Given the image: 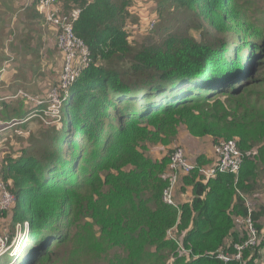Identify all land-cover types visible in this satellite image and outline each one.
Instances as JSON below:
<instances>
[{
  "label": "trees",
  "instance_id": "16d2710c",
  "mask_svg": "<svg viewBox=\"0 0 264 264\" xmlns=\"http://www.w3.org/2000/svg\"><path fill=\"white\" fill-rule=\"evenodd\" d=\"M70 1L67 9L80 8L73 30L91 61L61 91L60 127L43 122L45 128L35 135L20 124L26 142L1 161V180L15 197L12 224L29 226L17 264L56 261L66 237L59 220L71 199L73 219L89 217L99 226L93 244L98 252L122 248V255L114 254L120 264H165L171 257L173 264H256L248 247L240 260L224 262L218 253H235L233 245L242 239L234 231V216L250 217L260 228V213L248 209L243 194L256 178L257 159L264 162V144L258 154L243 152L237 175L204 178L197 169L183 175L193 198L176 206L162 200L169 157L152 160L142 151L144 141L161 140L160 133L174 132L181 123L214 143L236 135L242 150L264 137V121L254 109L242 115L238 109L245 104L219 99L243 98L260 82L254 73L264 43L244 31L235 52L226 38L220 43L206 38L208 25L228 32L243 24L246 1L229 0L230 15L225 0H156L161 15L166 3L178 11L159 32L161 43L134 53L123 25L125 0ZM173 20L178 21L174 30ZM193 29L202 31L200 40L188 36ZM130 53L127 65L119 66ZM6 107L2 120L27 119L26 111L7 114ZM195 162L209 163L201 155ZM171 228L178 239L167 237Z\"/></svg>",
  "mask_w": 264,
  "mask_h": 264
},
{
  "label": "rangeland",
  "instance_id": "374dc122",
  "mask_svg": "<svg viewBox=\"0 0 264 264\" xmlns=\"http://www.w3.org/2000/svg\"><path fill=\"white\" fill-rule=\"evenodd\" d=\"M128 4L125 6V13H124V30L127 34V40L133 45L132 53L140 48L147 46L149 44H158L162 41V36L160 35V31L163 26L169 24L168 19L169 17L178 11L177 9L168 8L167 3L162 4L161 9H163V14L161 15L160 12H156L159 9V6L156 3V0H125ZM239 3H243L246 1L248 6V13L243 14L242 18L244 19V23L240 24L237 29H227L228 32L219 31L213 25H208L207 29L209 30L208 39H214L216 43H220L221 40L225 38L229 43H231L235 49L243 43L239 40L241 37V32L246 33L252 37V39L257 36L258 39L256 41H262L264 43V0H237ZM64 9L67 10L65 7L66 4L72 5L70 0H60ZM224 5L227 9L226 13H229V0L224 1ZM74 7V5H73ZM76 7V6H75ZM21 6L19 4H15L13 0H0V50L3 52H7L12 45H20L25 46L24 51L28 52H35L36 43H28L31 39L32 34H35L37 31H43L46 29L44 22L42 23L41 16L37 17V15H33L31 11H23L21 10ZM36 8V5H35ZM37 10V8H36ZM178 14V13H177ZM26 15V16H24ZM175 15V14H174ZM231 15V14H230ZM40 18V19H39ZM27 19V20H26ZM38 19V20H37ZM172 30L178 26V21L173 20L171 22ZM234 27V25H233ZM21 30V31H19ZM27 32L26 34H24ZM14 39H13V34ZM30 34V37H28ZM27 35V36H26ZM188 36L195 38L197 40L201 39L202 31L190 30L188 31ZM17 40V41H16ZM220 40V41H219ZM26 43H22V42ZM47 43H40L38 46V51L42 48V51L45 53L44 46ZM42 52V56H44ZM124 57L123 60L119 61V66L127 65V61L129 60L130 55ZM23 56V55H22ZM20 56L18 60L21 59ZM261 59H263L259 64L255 66V76H257L258 80L260 81L256 85H253V89L251 88L250 93H246L244 97H235L232 99H227L225 96L219 97L220 101L225 104H233L235 101H238L244 107H240L238 109L239 113L242 115L245 113V109L248 112H251V109H254L255 113L260 115V120L264 121V51L262 52ZM55 64V65H54ZM58 66L59 63L53 61L52 63V74L51 76L55 78L56 70L53 69L55 66ZM14 69L18 70V66L16 63H13ZM37 68L42 69L43 72L46 70V66L43 61L36 64ZM2 67V66H1ZM8 68V72H10V67ZM51 70V69H49ZM22 90L23 93L27 94L28 96L32 97H43L44 91L40 93H34L29 91L28 89L17 88L16 92L13 95L7 96L8 100L11 101L10 98H13L18 90ZM27 97V96H26ZM17 101L16 106L20 103L23 104V108L25 106V111L27 112L28 117H26V121L24 124L26 128L31 134L37 135L42 129H44V121L38 115L40 112H36L33 115V103H31L26 98H21L20 96L15 97ZM242 98V99H241ZM6 99V98H5ZM228 102H227V101ZM20 101V102H19ZM10 107L9 105H7ZM19 107V105L17 106ZM3 106L2 110H0V117L3 115ZM7 114L12 113V109H6ZM1 119V118H0ZM17 119V118H16ZM249 119V118H248ZM242 121L245 122L242 118ZM58 127H60V121L54 122ZM23 124V125H24ZM221 126V125H219ZM20 125L13 126L6 128L4 130H0V167L2 166V159L5 157L6 154L9 152H15L20 144L26 142V135H23L22 129L20 130ZM179 131H184L185 134L188 136L196 137L191 134L188 127L181 123L177 125L174 132H166L160 133V136L154 141L146 140L143 142L146 149L142 150L143 153L150 157L152 160H159L163 156H170L172 150L176 146H182L178 143L176 136ZM13 131L11 134L10 132ZM246 136V134H245ZM163 137V138H162ZM210 136H203L200 139L205 144V147L208 145L213 146L217 143L212 141V137ZM248 138H252L253 136ZM236 139L239 142L240 138L236 135L229 137V139ZM209 139V141L207 140ZM225 140V138H221L218 140ZM264 144V137L255 143H249L248 145L250 148L244 149L241 151H249L252 154H258V148ZM183 147V146H182ZM214 152L213 157L209 160V163L214 160ZM188 159L194 162L192 159L188 157ZM207 159V158H206ZM257 175L254 180L249 182V185L252 187L248 190L247 193H244V200L245 204L250 211H255L260 213V216L257 220L259 223L260 228H256L254 222L251 221V226L248 223H245L244 219L240 217H233L234 218V231H236L239 235L241 241L233 245L235 248L238 244H244L245 241L250 239L252 244H250L248 249L250 250V254L256 253L257 259H255L256 264H264V162L257 159ZM166 167V173H167ZM1 178V177H0ZM184 189V188H183ZM75 206V200L67 201L66 203V212L61 215L59 220V227L62 231L66 233L64 244L56 250V254L54 259L56 261L53 264H120L119 260H117L114 254L122 255V248H108L103 252H98L97 248L94 247V241L99 240L100 238V230L99 226L89 217H82L79 220L73 219V207ZM13 207L14 204L9 207L8 210L5 211L4 215H0V235L6 233L9 236V242L6 245V249L0 253V264H12L19 261L17 258L22 253V251L27 247V239L24 238V235L28 232V223L17 222L14 225L12 224V214H13ZM237 219H239L237 221ZM90 224V226L87 224ZM253 229V230H252ZM254 232V233H252ZM5 234V235H6ZM4 235V237H5ZM6 235V236H7ZM245 236V239L243 238ZM167 237L171 239H178V231L175 228H171L167 231ZM181 236L179 235V238ZM244 239V240H243ZM231 242V238L227 239L226 246H229ZM30 250V249H29ZM178 250V248H177ZM32 251V249L30 250ZM180 254L187 255L186 252H182L181 249L178 250ZM236 251V248H235ZM124 252V251H123ZM125 253V252H124ZM226 253V252H224ZM236 253V252H235ZM235 253L228 255L229 259H235ZM174 257H171L165 264H173Z\"/></svg>",
  "mask_w": 264,
  "mask_h": 264
},
{
  "label": "built area",
  "instance_id": "2783aa9c",
  "mask_svg": "<svg viewBox=\"0 0 264 264\" xmlns=\"http://www.w3.org/2000/svg\"><path fill=\"white\" fill-rule=\"evenodd\" d=\"M35 5L44 24L54 30L55 45L61 58V68L56 82L49 87L43 97L28 96L20 89L12 97L20 96L21 98H26L35 107L33 115H36L34 113L39 111L38 115L41 119L45 120V123L55 124L54 122L60 118L62 105L61 91L66 90L78 77L80 70L89 65L91 56L85 42L77 37L73 30L74 23L80 14L79 7H71L66 10L60 0H36ZM25 121V119L16 118L10 120L0 119V130L20 125ZM213 152L215 156L214 160L208 164L199 166L195 161L192 162L188 159L182 146L178 145L172 150L165 175L167 186L162 191V200L166 204L176 206L174 199L175 187L182 175H187L194 169H197L199 174L204 178L215 177L218 173L235 175L239 173L243 163V152L239 148L236 139L220 140L213 146ZM14 202V195L8 191L5 183L0 178V215L1 212L8 210ZM244 221L249 226L252 225L250 217L244 219ZM5 234L0 235V253L6 249V245L9 242V236ZM251 242L250 239H247L244 244L235 246L236 256L234 258L236 260H240L241 250L252 244ZM218 258L224 262L229 260L228 254L222 251L218 253Z\"/></svg>",
  "mask_w": 264,
  "mask_h": 264
},
{
  "label": "crops",
  "instance_id": "0c3cea01",
  "mask_svg": "<svg viewBox=\"0 0 264 264\" xmlns=\"http://www.w3.org/2000/svg\"><path fill=\"white\" fill-rule=\"evenodd\" d=\"M32 1L33 0H13L14 5L19 4L22 7L21 10L24 12L31 11L33 12V15H37V17L39 15L40 17L41 15L36 10L35 4H33ZM26 33L27 32L24 34ZM15 34L16 33L13 34V39ZM28 37H30V34ZM22 43L26 42L23 41ZM28 43H36L35 52L26 53L24 51L25 46L20 45H12L7 52L0 50V110H2V106L4 107L5 105H9L10 107L7 106L5 109H12L13 114L21 113L23 111L25 112V106L23 108L22 103L18 104L19 107H17L18 105L16 106L17 101L13 100L16 98H10L9 100L11 101L9 102L5 101L8 100L7 96L13 95L17 88L28 89L34 93L44 91L43 95H45L49 87L57 80V76L61 68V58L55 45L54 30L51 27L46 26V29L44 28L43 31H37L35 34H32ZM40 43H47L44 46L45 53L42 51V48L38 51ZM42 52L44 56H42ZM20 56L22 57L18 60ZM41 61L47 65L44 72L36 66V64ZM53 61L59 63L58 66L56 65L55 68H53L56 70L55 78L51 76ZM13 63L17 64L18 70L14 69ZM7 67L11 68L10 72H8L9 70ZM177 130L178 133L176 139L178 143L183 146L190 159L196 161V158L201 155L209 161L213 157V149L211 148V145L205 147V144L200 137H190L185 134L184 131H179V129ZM207 140L209 141V139ZM182 177L183 175L180 177L174 191L176 205L190 202L193 198L192 187L185 185Z\"/></svg>",
  "mask_w": 264,
  "mask_h": 264
}]
</instances>
